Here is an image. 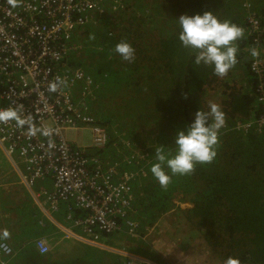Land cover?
Listing matches in <instances>:
<instances>
[{
  "label": "trees",
  "instance_id": "trees-1",
  "mask_svg": "<svg viewBox=\"0 0 264 264\" xmlns=\"http://www.w3.org/2000/svg\"><path fill=\"white\" fill-rule=\"evenodd\" d=\"M133 1L135 4L125 0H121L119 6L113 4L98 23L77 29L75 39L84 42L85 49L71 58V64L82 66L93 79L95 98L90 101L91 112L97 124L109 130L107 149L123 147L115 130L126 127L123 122L129 121L132 125L131 133L125 139L127 149L131 150L126 156L134 155L136 164L132 169L135 172L129 170L135 175L130 218L140 221L144 228L141 231H144L173 208L176 194H186L187 198L191 193L194 206L187 213L193 212L200 229H206L204 237L211 247L218 251L225 244L228 257L237 258L240 264H264V132L243 133L235 129L238 121L262 112L257 104L258 78L251 66L250 49L258 45L256 39L264 45V5L258 4L262 11L254 14L259 21V28L254 29L242 2L237 5L236 0ZM124 2L127 3L125 9ZM152 5L157 13L168 12L176 18L163 17L161 28L146 39L142 27L151 20L153 12L146 13L145 8ZM141 10L142 23L138 22ZM205 11L213 12L221 21L228 20L243 28L244 37L237 42L238 63L224 76L239 71V79L225 83L226 99L222 111L226 123L219 133L215 160L206 165L197 164L190 175L173 176L167 188H162L150 172L151 165L156 162V149L162 147L167 153H175V132L185 128L199 109L209 111L210 105L204 94L207 89H214V82L223 78L214 75L209 66L195 65V53L184 48L178 38L180 28L176 19L182 14H202ZM121 41L128 42L135 49L132 62L122 60L115 53V46ZM144 84L154 90L156 97L163 91L168 98L175 96L170 105H158L149 115L158 130L156 135L147 137L150 141L147 151L135 127L140 124L145 107L136 98L127 96L134 89L142 90ZM105 147L96 151L103 153L107 151ZM55 214L64 217V222L59 221L57 225L54 221H47L43 224L37 220L33 222L40 228L36 231L46 233L57 228L76 231L79 226L75 220L85 211L64 203ZM120 222L121 228L107 235L101 246L79 240L96 248L94 257L81 255L71 263L58 260L53 264H101L97 261L102 259L101 252L109 257L115 256L110 257L111 264H125L118 255L122 249L113 246L114 237L121 238L127 233V222ZM145 245L151 244L146 242ZM135 252L145 257L155 254L145 249Z\"/></svg>",
  "mask_w": 264,
  "mask_h": 264
},
{
  "label": "built area",
  "instance_id": "built-area-1",
  "mask_svg": "<svg viewBox=\"0 0 264 264\" xmlns=\"http://www.w3.org/2000/svg\"><path fill=\"white\" fill-rule=\"evenodd\" d=\"M113 4L119 6L121 0H15V6L0 0V108L22 106V116L51 131L49 136H30L27 125L19 129L14 121L0 123V144L11 159L25 163L26 171L18 170L28 187L45 183L36 197H43L50 211L57 212L64 203L85 211L75 220L82 230L78 239L100 246L121 228L120 220L127 222L131 235L137 232L138 223L129 218L135 171L125 168L135 160L131 155L111 161L90 151L104 148L109 135L90 111L93 79L71 64V58L80 47L85 49L84 42L74 43L76 30L98 23ZM252 27L259 28L258 19L253 18ZM256 41L253 48L260 53L264 45ZM252 58L262 112L238 121L235 129L264 132V54ZM57 79L64 83L50 92L49 84ZM84 129L92 135L90 145L68 138L69 132ZM62 232L66 238L77 237L65 228ZM38 246L43 253L49 250L43 240Z\"/></svg>",
  "mask_w": 264,
  "mask_h": 264
},
{
  "label": "rangeland",
  "instance_id": "rangeland-1",
  "mask_svg": "<svg viewBox=\"0 0 264 264\" xmlns=\"http://www.w3.org/2000/svg\"><path fill=\"white\" fill-rule=\"evenodd\" d=\"M253 1L256 2L257 5H264V0ZM126 2L135 4L133 0H126ZM241 2L243 7V0H236L237 5H239V3ZM259 5L258 10L262 11ZM145 10L146 13H149V11L153 12V17L151 18V20L143 24L142 27V34L146 39L150 37L149 35H151L153 31H158L161 28L163 17H168L171 19L176 18V16H172L168 12L157 13L155 11L154 5L150 7L147 6ZM143 21V11L141 10L139 12L138 22L142 23ZM174 23L176 22L174 21ZM235 72L240 73L239 71ZM238 73H234L233 75L221 78L218 83L214 82V89L206 90L204 98L206 99L208 105L217 104L220 106L221 110L223 109V100L226 99V95L224 94V91H226L225 83H233L234 81L238 80ZM238 87H240V82L238 84ZM127 96L129 98H136L139 101V104L145 107L144 112H142L143 118L139 125L135 124V127L136 131L139 134V137L142 139L141 142H143V148L145 151H147V149L150 147V141L147 137L151 134L156 135L155 131L156 129L158 130L156 123L151 121L152 118H150L149 115L153 113L154 109L158 105H170V101L175 100V96L168 98L163 91L161 96L156 97L154 90L152 88L149 90L145 84L142 90L138 91L134 89V91L129 93ZM122 125L126 126L127 129H125L126 127H124L119 131L115 130V135L118 141L120 139L123 147L114 150L112 148L107 149L106 146L105 148L107 149V151H104L103 153H101L100 151H95V154H101L102 157L112 161L114 159H127L128 157H130L126 156L127 152H130L131 150L127 149L125 139L131 133L130 131L132 130V125L129 121H127V123L123 122ZM240 132L248 133L245 131ZM67 135L71 141H76L78 144H91L92 135L88 129L81 130L79 133L69 132ZM6 155L7 154L0 146V191H2L6 185L7 187H17L18 191L22 190L20 194L25 193L27 199L34 202V197L32 196L31 192L25 187L24 183H22L20 172L17 171L16 168L14 170L13 165ZM18 165L22 171H26L25 163L19 162ZM3 169H10L12 173L11 178H2ZM35 191L38 192L39 190L35 188ZM2 193L3 192H0V237H2V232L5 229L9 232V236L7 238H0V241H5L6 239L13 237L14 239L10 241L12 243L18 242L19 239L21 240L22 238H25L23 237V235L30 228L33 227V231L35 230V228L40 229L39 227H37V225H34L33 222L37 221L40 218L41 214L40 212L34 211L35 208L31 206L28 201H25L26 197L23 198L22 196L8 195V193L3 197ZM185 195L186 194H176L174 197L173 208L170 211L166 212L163 216H161L160 219L152 227H145L144 231L139 230L137 233L138 235L125 233L121 238L119 236L114 237L113 246L118 249H122L120 251L133 252L135 253V256L141 255L136 254L137 252L135 251H142L144 249L148 252H155L154 256H146L154 259L156 264H224V261L228 258V250L226 247H224L225 244L222 247H219L218 251L211 247L209 241L204 237L206 229H200L198 221L196 219V215L193 212L187 213V211L190 210L192 206H194V203L191 200V197L193 195L189 193L187 194V198L185 197ZM17 199L20 201L19 203H16ZM43 199L44 198L41 197V200ZM10 209H13V213L17 214L18 226H16L14 229H16L17 227L18 229L15 233H10L12 231L10 230V225H16L13 222V214ZM54 216L55 218L57 217V219L59 218V221L61 223L64 222V217L56 215ZM41 221L44 224L47 221L53 220H49L44 217L43 219H41ZM55 231H57V235H59L60 230L56 229L52 232L55 233ZM59 237L60 239H62V243H60V245H56L57 251L60 249V252L62 253L63 251H67L66 254L68 255L71 250L77 249L79 250L78 255H90L91 258L95 256V247L81 242L72 243L71 241H68V239L66 238V234L64 233L62 237ZM55 241H52L51 245H49V251L55 250V246L53 245ZM142 241H144L145 244L146 242H149L151 245L146 246ZM152 245L157 251H154V249L151 247ZM157 245H161L162 247L159 249ZM27 251L28 247L26 244H24L23 240L18 247H15L12 255H1V258L5 261H8V263L11 262L13 264H34L33 261L27 260ZM101 254L102 259L98 258L97 260L101 262V264H111L112 259L110 257L115 258V256L109 257L107 255H104V253L102 252ZM118 255H120L119 257L124 259L121 254L118 253ZM61 259L64 258H62L61 256ZM141 259L138 260L132 256L130 257V259H124L123 262H125V264H142ZM151 264L153 263L151 262Z\"/></svg>",
  "mask_w": 264,
  "mask_h": 264
},
{
  "label": "clouds",
  "instance_id": "clouds-1",
  "mask_svg": "<svg viewBox=\"0 0 264 264\" xmlns=\"http://www.w3.org/2000/svg\"><path fill=\"white\" fill-rule=\"evenodd\" d=\"M10 3L15 6V0H10ZM126 6L127 3L124 2V9ZM243 6L244 10L248 12L250 22L253 24L254 14L259 11L256 7V2L243 0ZM176 22L180 28L179 41L184 48L191 49L195 53V65L211 67L213 74L218 77L226 76L236 66L239 53L237 42L244 37L242 27L228 20L221 21L211 11H205L202 14H182L176 19ZM74 41L77 45H81L80 42L82 41L76 40L75 35ZM83 50L80 47L78 52L73 55H79ZM114 51L124 61L132 62L134 60L135 49L126 41L118 43ZM260 54L263 55L264 50L259 53L256 48L250 49L252 57H257ZM63 83L64 81L57 79V81L49 84V91L56 92L58 86ZM21 107L0 108V123L14 121L19 129H24L25 125H27V134L30 136H35L38 132L44 136L51 135L50 130L37 128L30 117L22 116ZM225 123V113L217 104H211L207 112L200 109L196 111L193 120L185 128L175 132L173 138L175 144L174 154L165 152L162 147L156 149V162L150 167L153 178L162 188H167L173 176H187L195 170L197 164L206 165L212 163L217 156L216 147L219 143V133ZM251 131L257 132V130ZM90 151L95 152L96 149H91ZM130 220L137 222L132 217ZM138 231L139 229H137L136 234ZM127 233L129 234L128 228ZM8 236L9 232L5 229L0 238H7ZM0 251L2 252L0 254V264H7L8 261L3 260L1 255H12L14 249L4 241L0 243ZM40 252L43 253L41 250ZM133 256L135 257V255ZM137 257L145 258L142 255ZM224 264H240V261L237 258L228 257Z\"/></svg>",
  "mask_w": 264,
  "mask_h": 264
},
{
  "label": "crops",
  "instance_id": "crops-1",
  "mask_svg": "<svg viewBox=\"0 0 264 264\" xmlns=\"http://www.w3.org/2000/svg\"><path fill=\"white\" fill-rule=\"evenodd\" d=\"M74 142L77 143L76 141H74ZM0 146L3 148L4 152L6 153L5 148L1 144H0ZM6 156L8 157L9 161L13 165L14 170L16 168L17 171H19L18 170L19 169L18 162L16 161L17 159H11L8 155H6ZM20 171H22V170L20 169ZM11 175H12V173H11L10 169H3V177L2 178L9 179V178H11ZM43 182H47V183L48 182H51V179L43 180ZM22 183H24L23 180H22ZM43 184H45V183L39 182V183H37L33 187H28L24 183L25 187L31 192L32 196L34 197V202L29 201L27 199V196L25 195V193L20 194L22 192V190L21 191H18V188L17 187H7V185H6L5 188L2 191H0V192H3L2 193L3 197H4V195H7V193H8V195L22 196L23 198L26 197L25 201L26 202L28 201L30 203V205L35 208L34 211H37V212L40 211L41 216L39 218L40 220L38 219L39 221H41V219H43L45 217L46 219H49V220L52 219L57 225H59V220L57 218H55V216H54V215H56L55 214L56 212L50 211L48 204L46 202H43L41 200V198H37L36 197L35 188H37L38 190H40V188L43 186ZM19 202L20 201L17 199L16 200V203H19ZM10 210H11V212L13 214V219H14L13 222H14V224H16L15 226L10 225V230H12L10 233H15L17 231V229H18V227L16 229H14L16 226H18L17 214L16 213H13V209H10ZM63 213L64 212H62V214ZM65 226H68V225H65ZM63 229L64 228H61L60 231H59L60 232L59 235H57V231H55V233L54 232L41 233V232H37L36 231L37 230L36 228L33 231V227H32L27 232L24 233L23 237H25V238H22L21 240L19 239L18 242H13L12 243L10 240L14 239L13 237H11L9 239H6L5 242L8 245H10L13 249H15V247H18L20 245V243L24 240V244H26L27 247H28V251L26 252V258L29 261H33L34 264H45V262H48L49 264H53L54 262H56L58 260L61 261V262L63 261V262H66V263H71V262L77 260L79 257H81V255H78L79 250H77V249L71 250V252L68 255L66 254L67 251H63V253L60 252L61 249L57 251L56 245H60V243H62V239H60L59 236L62 237V235H63V232H62ZM65 229L68 230V232H71L72 231L69 228H65ZM57 230H58V228H57ZM73 233L76 234L77 237L75 235H73L72 238H70V237L67 238L68 241H71L72 243H79V242H81V241H79L78 236L82 234V230L80 228H78L76 231L73 230ZM40 240L45 241L48 244V246L51 245L52 241H55L56 240L54 242V244H53L55 246V250H50L47 253H41L40 252V248L37 245V243ZM1 242H4V241H0V243ZM65 242H67V241H65ZM151 247L154 249V251H157L153 247V245ZM157 247L160 249L162 246L161 245H157ZM37 250H38V252H37ZM121 255L126 260L129 257H132L133 255H135V253L130 252V251H127L125 254H121ZM61 256L64 259H61ZM134 258H136L138 260L141 259V258H139L137 256H135ZM124 259H123V261H124ZM141 261H142V264H151V262L153 264H156V262L154 260H151L148 257L142 258ZM9 264H13V263L10 262Z\"/></svg>",
  "mask_w": 264,
  "mask_h": 264
},
{
  "label": "flooded vegetation",
  "instance_id": "flooded-vegetation-1",
  "mask_svg": "<svg viewBox=\"0 0 264 264\" xmlns=\"http://www.w3.org/2000/svg\"><path fill=\"white\" fill-rule=\"evenodd\" d=\"M125 168L130 169V170L135 169L136 168V164H133V165H130V164L125 165ZM137 223H138V229L139 230L144 229L140 221L137 220Z\"/></svg>",
  "mask_w": 264,
  "mask_h": 264
},
{
  "label": "bare ground",
  "instance_id": "bare-ground-1",
  "mask_svg": "<svg viewBox=\"0 0 264 264\" xmlns=\"http://www.w3.org/2000/svg\"><path fill=\"white\" fill-rule=\"evenodd\" d=\"M71 211V210H70ZM71 215V214H70ZM135 263V262H134Z\"/></svg>",
  "mask_w": 264,
  "mask_h": 264
}]
</instances>
